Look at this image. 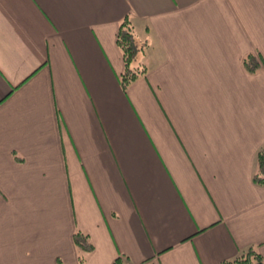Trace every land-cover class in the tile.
Wrapping results in <instances>:
<instances>
[{
	"label": "crops",
	"instance_id": "obj_1",
	"mask_svg": "<svg viewBox=\"0 0 264 264\" xmlns=\"http://www.w3.org/2000/svg\"><path fill=\"white\" fill-rule=\"evenodd\" d=\"M261 147L264 0H0V264L264 257Z\"/></svg>",
	"mask_w": 264,
	"mask_h": 264
},
{
	"label": "trees",
	"instance_id": "obj_2",
	"mask_svg": "<svg viewBox=\"0 0 264 264\" xmlns=\"http://www.w3.org/2000/svg\"><path fill=\"white\" fill-rule=\"evenodd\" d=\"M116 45L119 48L123 61V70L119 74V84L125 92L127 87L138 77L146 72L144 64H136L139 53L145 47V42L138 43L135 39V31L129 18H123L117 28ZM244 70L254 74L260 68V61L254 54H247L242 59ZM19 161L21 159L18 158ZM256 170L253 173L252 181L255 184H264V147H261L256 154ZM73 244L76 249L78 264H84L87 256L93 252L94 245L89 236L75 230L72 235ZM111 264H129L126 257L117 256ZM223 264H264V257L253 247H248L243 253L233 260L225 261Z\"/></svg>",
	"mask_w": 264,
	"mask_h": 264
}]
</instances>
